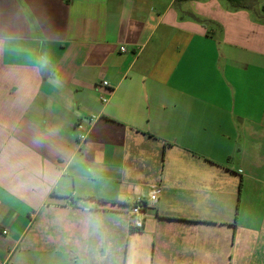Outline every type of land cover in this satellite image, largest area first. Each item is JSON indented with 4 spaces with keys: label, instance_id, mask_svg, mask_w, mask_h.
<instances>
[{
    "label": "crops",
    "instance_id": "0c3cea01",
    "mask_svg": "<svg viewBox=\"0 0 264 264\" xmlns=\"http://www.w3.org/2000/svg\"><path fill=\"white\" fill-rule=\"evenodd\" d=\"M242 3L0 0V262L264 264V0Z\"/></svg>",
    "mask_w": 264,
    "mask_h": 264
},
{
    "label": "built area",
    "instance_id": "2783aa9c",
    "mask_svg": "<svg viewBox=\"0 0 264 264\" xmlns=\"http://www.w3.org/2000/svg\"><path fill=\"white\" fill-rule=\"evenodd\" d=\"M122 49L124 50V48ZM104 85L108 86L109 82L105 81ZM102 101L107 103L108 97H102ZM158 198L159 188H154L150 192L148 199L138 198L130 205L127 214L132 231H141L144 228L148 211L158 201ZM4 233L6 234L7 231H4ZM0 264L4 263L0 262Z\"/></svg>",
    "mask_w": 264,
    "mask_h": 264
},
{
    "label": "trees",
    "instance_id": "16d2710c",
    "mask_svg": "<svg viewBox=\"0 0 264 264\" xmlns=\"http://www.w3.org/2000/svg\"><path fill=\"white\" fill-rule=\"evenodd\" d=\"M228 1H230V2H232V3H236L237 5V7H246L245 5H244V3H242V1L243 0H228Z\"/></svg>",
    "mask_w": 264,
    "mask_h": 264
}]
</instances>
